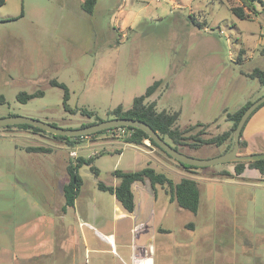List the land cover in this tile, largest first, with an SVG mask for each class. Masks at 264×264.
Listing matches in <instances>:
<instances>
[{"label": "rangeland", "instance_id": "1", "mask_svg": "<svg viewBox=\"0 0 264 264\" xmlns=\"http://www.w3.org/2000/svg\"><path fill=\"white\" fill-rule=\"evenodd\" d=\"M83 1L6 0L0 6V93L6 99L0 118L25 116L78 128L96 119L83 109L104 120L115 118L113 109L131 108L135 97L162 79L145 102L156 101L158 111L179 113L176 125L185 137L179 149L201 159L223 154L232 139L222 146L193 148L191 137L200 131L205 138L231 131L228 114L264 95L259 80L247 75L264 68L258 42L264 0H245L256 11L249 19L231 10L243 0H97L93 13ZM53 80L68 86L66 102L65 90ZM40 91L27 102L18 97ZM262 126L264 105L244 134ZM18 129L0 127V264L27 262L29 256L45 264H96V259L110 264L124 257L111 251L103 237L109 234L119 251L134 242L157 243L161 264H264L263 178L221 175L233 163L185 168L150 141L154 154L136 152L118 131L71 145L52 134ZM40 146L51 151L28 150ZM79 156H94L100 173L96 176L90 165L79 168L84 183L78 203L65 213L67 166ZM147 166L175 183L195 179L198 212L172 201L168 185L153 187L146 179L140 185L156 201L136 186L135 213L123 210L121 215L114 195L100 190L98 182L114 186L119 183L114 170ZM143 218L148 231L135 240L131 228ZM87 244L103 253L90 255Z\"/></svg>", "mask_w": 264, "mask_h": 264}, {"label": "trees", "instance_id": "2", "mask_svg": "<svg viewBox=\"0 0 264 264\" xmlns=\"http://www.w3.org/2000/svg\"><path fill=\"white\" fill-rule=\"evenodd\" d=\"M5 2L6 0H0V6L5 4ZM96 2L97 0H85L83 3V8L87 12L92 13L94 11ZM231 10L236 16H238L241 19H249L251 18L252 14L256 13L255 9L252 8L249 4H247L245 0H243L242 6H234L231 8ZM243 51L244 49H241V53ZM249 76L251 78L258 79L259 82L264 86V68L255 67L249 73ZM161 83H162V79L155 80L147 88L144 94L134 98L133 105L131 108L124 109L122 105H119L115 109H113L110 112V114H112L114 117L138 119L148 123L155 131H157L160 134V136L163 139H165L168 143L173 145L176 149H179V145L183 144V140L185 138L184 130H182L179 126L176 125V122L179 118V113L178 112L170 113L166 110L158 111L156 101H152L150 103L145 102L146 98L152 96L157 91ZM52 84L61 87L65 90V102H66L70 97V91L68 86L64 83L58 82L57 80H53ZM40 94H42V91L35 93L21 92L18 95V97L21 101L27 102L31 98H34ZM255 100L247 101L236 111L228 114V119L233 122L231 131H225L222 134L209 138L202 137V135L205 134V131H200L197 134L192 135L191 138H193L194 142L190 146H192L193 148H200L203 145L222 146L229 139H232L234 141V134L232 133V131H235V128L238 125V122L240 121L243 113ZM5 102H6L5 96L2 93H0V104H4ZM263 105L264 104H262L259 108H261ZM257 110L255 112H257ZM255 112L253 114H255ZM82 113L84 115H88L89 117L91 116L96 117L94 122L82 124V126H87L104 120L98 114H96V112L89 109H83ZM250 118L248 119V121L250 120ZM205 125L206 124H202V126ZM14 126H17L19 129L28 130L35 134H42V135L52 134L44 131L41 128L29 124L7 125L4 127L12 129L14 128ZM123 127L128 130H133V134L131 136L124 137L125 143L144 145L145 140H149L152 145L158 147L168 156H170L154 140H152L145 131L131 126H123ZM114 128H118V127H114ZM111 129H105L96 132L94 134H90L86 136H77V137H66V136H60L54 134L52 135L54 138L65 140L69 144L74 145L84 137L100 134ZM244 129L245 127L243 128L242 131L241 147H240V149L242 150V152H240L241 154H246L245 149L247 148V142L246 140L243 139ZM169 139L172 142H170ZM233 146L234 143L230 144L228 148L225 150V152L231 150ZM28 150L35 152L51 151L50 148H46L44 146L29 147ZM94 160H95L94 156L91 157L79 156L77 157V160L75 162L71 161L68 164L67 172L69 175V180L67 183L64 184L63 187L65 203L62 208L64 211H67L68 207H73L75 205V201L79 196L81 188L83 186L84 181L79 173V168L83 165H90L92 172L96 176H99L100 170L99 168H97V166L94 165ZM230 163L234 164L235 176L241 175L244 172L245 168L249 166L250 168L258 169L263 174V180H264V159L257 161H249V162L234 161ZM180 164L183 165L185 168H200L197 166H192L182 163ZM112 174L119 179V183L116 186H113V185H107L103 181H99L98 188L102 191H108L111 194H114L117 200L123 206V208L126 209L128 212H134L135 210V195L132 188L133 184L138 181H145L146 179H149L153 187H155L158 184L168 185L170 188V192H171L170 198L172 201H176L178 205L183 209H187L193 213L198 212L199 203H200V190H199L198 182L193 178L184 177L180 180V182L175 183L172 178L168 177L163 172H159L155 168L150 166L144 167L140 170L116 169L112 172ZM221 175L229 176L232 174L228 170H223L221 172Z\"/></svg>", "mask_w": 264, "mask_h": 264}, {"label": "water", "instance_id": "3", "mask_svg": "<svg viewBox=\"0 0 264 264\" xmlns=\"http://www.w3.org/2000/svg\"><path fill=\"white\" fill-rule=\"evenodd\" d=\"M262 104H264V95L256 99L243 113L240 121L238 122V125L235 128L233 148L217 157L208 158V159L197 158L188 155L179 149H176L173 145H171L165 139H163L160 136V134L151 127V125L138 119L115 117V118L103 120L101 122L93 123L87 126H81L78 128H61L54 124L47 123L38 119L14 115V116L0 118V127H4L7 125L29 124L41 128L44 131L52 133L54 135L77 137V136H86V135L94 134L96 132L105 129H111L114 127L131 126L145 131L148 134V136L152 140H154L164 151H166L172 158L179 161L180 163L197 166V167H208V166H215L224 163H230L234 161L249 162V161H257L264 159V152H256L250 154L240 153L243 128L245 127L251 115ZM151 262L152 259L147 258L144 260L143 264H151Z\"/></svg>", "mask_w": 264, "mask_h": 264}, {"label": "crops", "instance_id": "4", "mask_svg": "<svg viewBox=\"0 0 264 264\" xmlns=\"http://www.w3.org/2000/svg\"><path fill=\"white\" fill-rule=\"evenodd\" d=\"M84 1H83V3H84ZM258 42L262 46V52L264 53V28H262V30L260 32V35H259V38H258ZM245 50H246V52L244 53V55L246 54L245 56L249 57L250 55H249L248 48L245 49ZM247 75L249 76V73ZM247 101H249V100H247ZM22 130H24V129H22ZM24 131L30 132L28 130H24ZM38 135L46 137V135H42V134H38ZM243 139L246 140V142H247V148L245 149L246 154L256 153V152H264V126L259 128L258 130L252 131L250 134H246L245 135L244 132H243ZM148 141L149 140H145V142H144L145 144L144 145H135V144L125 143V142L124 143L126 145H128L129 147L135 148L136 152L138 150V151L143 152L145 154H154L153 153L154 150L150 147V145H148L149 144ZM122 151H123V148H120L118 152L120 154H122ZM225 170L230 171V173L232 174V175H230V177H238L239 179H251V178H253L252 176H257V177L263 178V174L258 169L250 168L249 166H247L245 168L244 172L241 175H238V176H235L234 167H233V169L228 168V169H225ZM68 180H69V178H68ZM68 180L65 183H67ZM142 182L143 181L135 182L133 184L132 188L134 189L136 186H138V188H141L142 190L147 191L150 194H153L154 198H155V201H156L155 194L152 193L151 190H149L148 188H143L140 185ZM116 185H114V186H116ZM81 190H82V188H81ZM80 193H81V191H80ZM112 195H114V194H112ZM78 197H77V199L75 201V205L73 206L74 208H76V206H77ZM114 197L116 198L115 195H114ZM64 203H65V201H64ZM64 203L61 206V210L66 213V212H68L70 210V207H68L67 211H64L63 208H62ZM120 204L121 203L116 198V206L120 209L121 215H124L125 211H123V210H126V209H124L122 205H121L122 206L121 207ZM78 208H79V206H78ZM135 211H136V209L134 210V213H135ZM155 212H156V206L152 209V213H155ZM136 219H137V217L135 216V220ZM146 220L147 219L143 218V219L140 220V222H135V224L131 228V231H132V233L134 235V239L135 240L140 238V237H142L148 231V226L146 224L147 223ZM103 237L110 243L111 248H112L111 251L114 254L119 255V256L121 254L124 257V258H121L120 260H114V262L110 263V264H143L144 260L147 259V258H151L152 259L151 264H161V262H162L161 261V252L159 251L160 249H159V246L157 245V243L153 244L151 242H148V243L138 244V243L134 242V244H132L130 246V248H123V250L119 251L117 245L114 244V235L113 234L103 235ZM40 246H44V245H40ZM85 247H86V252L89 253L90 255L92 253L93 254H101V253H103L102 250L97 245L96 246H91V248H90V244H87V246H85ZM30 257L31 256H29L26 259L27 262H17V264H45V263L38 262V261L35 262V261L31 260L33 258L31 257V259H30ZM17 261H19V259ZM96 261H97L96 264H106L101 259H99V260L96 259ZM57 264H69V263H57ZM72 264H79V262L77 263V261H75ZM86 264H91V262H89V263L87 262Z\"/></svg>", "mask_w": 264, "mask_h": 264}, {"label": "built area", "instance_id": "5", "mask_svg": "<svg viewBox=\"0 0 264 264\" xmlns=\"http://www.w3.org/2000/svg\"><path fill=\"white\" fill-rule=\"evenodd\" d=\"M112 131H118L119 133V136H131L133 134V130H128L124 127H118V128H114V129H111Z\"/></svg>", "mask_w": 264, "mask_h": 264}]
</instances>
